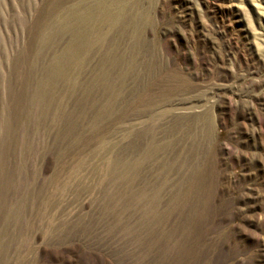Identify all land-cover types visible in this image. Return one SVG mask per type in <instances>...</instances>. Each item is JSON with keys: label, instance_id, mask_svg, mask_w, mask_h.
Instances as JSON below:
<instances>
[{"label": "rangeland", "instance_id": "obj_1", "mask_svg": "<svg viewBox=\"0 0 264 264\" xmlns=\"http://www.w3.org/2000/svg\"><path fill=\"white\" fill-rule=\"evenodd\" d=\"M0 264H264V0H0Z\"/></svg>", "mask_w": 264, "mask_h": 264}]
</instances>
